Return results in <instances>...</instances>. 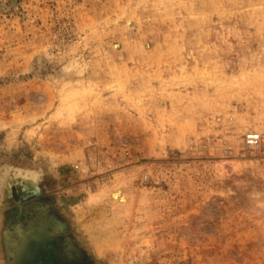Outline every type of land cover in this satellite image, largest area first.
<instances>
[{"label": "rangeland", "instance_id": "1", "mask_svg": "<svg viewBox=\"0 0 264 264\" xmlns=\"http://www.w3.org/2000/svg\"><path fill=\"white\" fill-rule=\"evenodd\" d=\"M19 201L68 264H264V0H0V264Z\"/></svg>", "mask_w": 264, "mask_h": 264}, {"label": "bare ground", "instance_id": "2", "mask_svg": "<svg viewBox=\"0 0 264 264\" xmlns=\"http://www.w3.org/2000/svg\"><path fill=\"white\" fill-rule=\"evenodd\" d=\"M248 133L258 134L261 140L263 139L259 131H250ZM258 150L260 151L261 148ZM113 197L119 201H125L127 196L125 197L121 189H117L113 193ZM18 207V212L15 215L16 222L9 225L6 232L4 231L9 243L11 264H29L36 262L38 257L43 258L49 255L57 260H59L58 258L61 255L63 261H68L66 262L68 264L73 258L71 256L73 248L69 240L64 238V241L59 244L55 239H50V237L61 229V224L56 216L46 213L44 206H37L35 209L28 210L27 215L23 214L24 209L21 201L18 202ZM46 240L49 241L47 244L48 247L44 244ZM30 242H33L31 248L29 247Z\"/></svg>", "mask_w": 264, "mask_h": 264}, {"label": "built area", "instance_id": "3", "mask_svg": "<svg viewBox=\"0 0 264 264\" xmlns=\"http://www.w3.org/2000/svg\"><path fill=\"white\" fill-rule=\"evenodd\" d=\"M262 148L261 137L255 133H246L244 135L243 144L239 147L237 153L242 156L250 154L252 151ZM234 150L232 145H228L227 151L232 152Z\"/></svg>", "mask_w": 264, "mask_h": 264}]
</instances>
